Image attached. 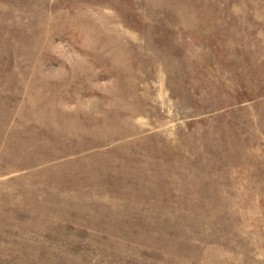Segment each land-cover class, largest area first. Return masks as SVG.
<instances>
[{"label": "rangeland", "instance_id": "1", "mask_svg": "<svg viewBox=\"0 0 264 264\" xmlns=\"http://www.w3.org/2000/svg\"><path fill=\"white\" fill-rule=\"evenodd\" d=\"M0 264H264V0H0Z\"/></svg>", "mask_w": 264, "mask_h": 264}]
</instances>
